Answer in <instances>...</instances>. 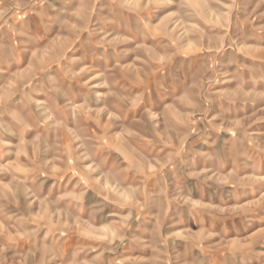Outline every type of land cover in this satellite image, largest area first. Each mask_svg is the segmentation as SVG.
I'll return each instance as SVG.
<instances>
[{"label":"rangeland","instance_id":"1","mask_svg":"<svg viewBox=\"0 0 264 264\" xmlns=\"http://www.w3.org/2000/svg\"><path fill=\"white\" fill-rule=\"evenodd\" d=\"M0 264H264V0H0Z\"/></svg>","mask_w":264,"mask_h":264}]
</instances>
